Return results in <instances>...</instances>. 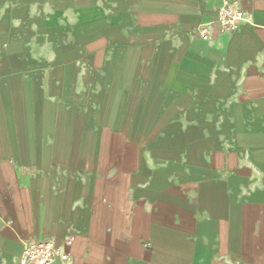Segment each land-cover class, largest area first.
Returning a JSON list of instances; mask_svg holds the SVG:
<instances>
[{"label": "crops", "instance_id": "crops-1", "mask_svg": "<svg viewBox=\"0 0 264 264\" xmlns=\"http://www.w3.org/2000/svg\"><path fill=\"white\" fill-rule=\"evenodd\" d=\"M224 1L0 0V264H264V0Z\"/></svg>", "mask_w": 264, "mask_h": 264}, {"label": "built area", "instance_id": "built-area-1", "mask_svg": "<svg viewBox=\"0 0 264 264\" xmlns=\"http://www.w3.org/2000/svg\"><path fill=\"white\" fill-rule=\"evenodd\" d=\"M244 18L245 13L240 7L239 0H225L219 9L220 33L235 32ZM200 36L203 39L211 38L205 29L200 31ZM71 243V239L66 241L67 245H71ZM59 261L69 263L70 254L55 240L51 238L28 239L18 264H57Z\"/></svg>", "mask_w": 264, "mask_h": 264}]
</instances>
